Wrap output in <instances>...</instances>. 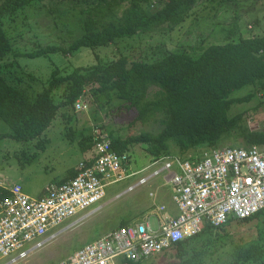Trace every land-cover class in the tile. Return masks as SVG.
Here are the masks:
<instances>
[{
	"label": "trees",
	"instance_id": "16d2710c",
	"mask_svg": "<svg viewBox=\"0 0 264 264\" xmlns=\"http://www.w3.org/2000/svg\"><path fill=\"white\" fill-rule=\"evenodd\" d=\"M34 1L45 3L46 0H3L0 3V60L14 51L12 37L2 18L16 14ZM71 1L82 5L71 7L73 12L80 8L83 16L79 37L67 46L48 44L32 52H15V56L33 57L57 51L67 54L81 47L108 45L140 33L174 30L198 0H132L130 6L123 9L120 6L128 0ZM119 8L121 14L117 13ZM114 16L117 20H107ZM160 52V58L152 62L122 54L107 64L78 66L67 74L55 69L38 91L29 81L24 85L27 80L23 76L6 75L0 67V119L11 129L0 137L27 141L41 136L62 106H75L89 91L101 107L113 104L117 109L136 111L130 126L154 115L160 117L163 128L158 133L142 131L125 136L107 124L100 125L107 127L113 147L119 152L129 153L132 145L141 144L152 158H158L172 154V145L187 155L192 150L220 146L226 139H232L236 144L231 146L236 147L264 144V131L246 126L243 113L230 115L234 103L252 97L235 98L232 95L236 90L249 85L264 90V34L210 44L199 56L169 49ZM8 65L15 67L16 63ZM61 87H64V99L57 102L55 93ZM151 87L156 88L152 97ZM91 138L90 134L84 136L79 143L88 158L93 148ZM75 175L73 169L62 181ZM6 193L0 186V195ZM130 219L121 221L120 226ZM241 222L242 225L252 223L257 230L256 237L233 245L227 262L222 264H264V209ZM220 233H226L225 225H207L197 235L176 244L174 255L180 260L178 264H204L205 258L212 255L214 237ZM189 243L193 245L190 249Z\"/></svg>",
	"mask_w": 264,
	"mask_h": 264
},
{
	"label": "rangeland",
	"instance_id": "374dc122",
	"mask_svg": "<svg viewBox=\"0 0 264 264\" xmlns=\"http://www.w3.org/2000/svg\"><path fill=\"white\" fill-rule=\"evenodd\" d=\"M131 2L132 0H128L120 8L130 6ZM73 6L82 7L71 0H46L45 3L34 1L16 14L5 15L2 19L9 36L12 37L14 51L4 57V60H0L3 72L6 75L23 76L27 80L23 82L24 85L30 82L38 91L43 89L44 83L48 82L55 69L67 74L78 66H88L96 62L107 64L122 54L129 55L134 60L152 62L160 58L162 49L186 51L193 56H199L210 44L264 34V0H198L189 15L174 30L140 33L117 39L108 45L81 47L67 54L57 51L33 57L18 54L15 56V52H32L48 44L67 46L79 37L82 33L80 21L83 16L80 8L73 12ZM120 8L117 10L118 14L122 13ZM110 19L117 20L116 16L107 18ZM10 62L16 63V66H9ZM154 88H150L151 97ZM63 92L64 87L56 91L57 102L64 99ZM246 95L252 97L234 103L230 115L243 113V123L246 126L252 130L264 131V90L249 85L236 90L232 96L238 98ZM81 100L84 101V109L62 106L51 126L37 138L17 141L10 137H0V185L21 183L28 194L39 197L48 185L67 177L72 168L85 159L88 153L81 148L80 139L91 135L94 126L107 124V127L125 136L142 131L158 133L163 128L159 122L160 117L155 115L130 126L136 111L124 107L117 109L113 104L101 107L89 91ZM110 112L112 113L109 114ZM107 127L104 126L108 131ZM10 130L9 125L0 119V134ZM239 140L242 138L239 137ZM234 144L236 143L232 139H226L218 147ZM206 150L207 148H202L188 153L203 155ZM129 153L134 168L150 163L151 156L141 144L132 145ZM172 153L183 155L173 145ZM133 181L125 180L108 186L102 209L74 227L65 229L57 238L18 264L58 263L88 242L116 228L124 218L143 221L144 212L152 202L149 196L152 188L150 184L115 198L117 193ZM165 200L170 202L169 197ZM76 217L68 219L56 229ZM156 220L157 216H152L150 220L155 228L158 227ZM256 231L252 223L242 225L241 220L233 218L225 225L226 233L214 237L216 243L211 249L212 255L205 258L204 264L227 262L226 258L232 252L233 245L256 237ZM187 246L190 249L193 245L189 243ZM174 251L175 247L153 255L141 264H178L180 260L174 255Z\"/></svg>",
	"mask_w": 264,
	"mask_h": 264
},
{
	"label": "built area",
	"instance_id": "2783aa9c",
	"mask_svg": "<svg viewBox=\"0 0 264 264\" xmlns=\"http://www.w3.org/2000/svg\"><path fill=\"white\" fill-rule=\"evenodd\" d=\"M75 106L84 109V101L80 98ZM91 135V156L78 164L76 175L51 183L39 197L28 194L21 183L0 185L7 191L0 195V264L25 261L62 231L102 209L107 187L125 180L134 181L115 198L152 186L153 206L144 220L131 219L55 264H141L207 225L223 226L264 209V144L209 147L203 155L172 153L134 168L128 151L115 150L104 127L94 126ZM165 195L176 215L163 216L169 210L162 201ZM152 216H157L156 228Z\"/></svg>",
	"mask_w": 264,
	"mask_h": 264
},
{
	"label": "crops",
	"instance_id": "0c3cea01",
	"mask_svg": "<svg viewBox=\"0 0 264 264\" xmlns=\"http://www.w3.org/2000/svg\"><path fill=\"white\" fill-rule=\"evenodd\" d=\"M89 158L86 156L85 157V159H83V160H88ZM83 160H81V161H83ZM80 161V162H81ZM79 162V163H80ZM78 166V165H77ZM77 166H75V168H72V170L74 169V170H76L77 169ZM14 184V183H13ZM13 184H1V185H3V186H11V185H13ZM24 187V186H23ZM167 197H169L170 198V196L168 195H165L164 196V198L163 199H166ZM151 199H153L152 197H150ZM160 200V199H159ZM161 201V200H160ZM162 201H164L166 204H167V206H168V208H169V210L165 213V214H163V216H167V217H170V216H172V215H176L177 214V210H176V208H175V205H174V203L172 202V200H171V198H170V202H168V201H166V200H162ZM152 206H153V200H152V202H151V204L149 205V207L146 209V211L144 212L145 214H146V212L150 209V208H152ZM144 216H146V215H144ZM131 219H134V218H131ZM130 219V220H131ZM122 220H125V218L124 219H122ZM129 220V221H130ZM127 222V221H126ZM125 222V223H126ZM125 223H123V224H125ZM118 226H120V224L118 225ZM118 226H116V227H118Z\"/></svg>",
	"mask_w": 264,
	"mask_h": 264
}]
</instances>
